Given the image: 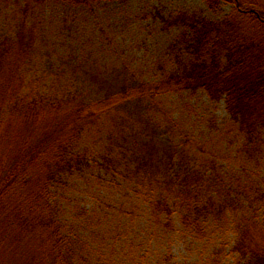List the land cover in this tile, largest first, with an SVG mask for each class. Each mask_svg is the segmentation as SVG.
Returning <instances> with one entry per match:
<instances>
[{
    "label": "rangeland",
    "instance_id": "obj_1",
    "mask_svg": "<svg viewBox=\"0 0 264 264\" xmlns=\"http://www.w3.org/2000/svg\"><path fill=\"white\" fill-rule=\"evenodd\" d=\"M232 10L223 2L211 11L203 0H0V40L27 28L35 43L26 72L51 89L88 88L90 77L112 85L151 83L170 70L168 46L179 32L165 29L163 17L187 11L218 20ZM121 139L127 159L112 176L105 148ZM144 142L183 150L182 169L203 177L202 197L229 195L232 207L210 217L203 234L177 221L168 226L152 213L151 187L134 170L135 145ZM79 149L88 152L89 166L55 189L60 219L82 243L75 264H234L233 221L262 213L255 198L264 190V133L262 141L248 142L224 102L212 103L201 90L130 103L87 132Z\"/></svg>",
    "mask_w": 264,
    "mask_h": 264
},
{
    "label": "trees",
    "instance_id": "obj_2",
    "mask_svg": "<svg viewBox=\"0 0 264 264\" xmlns=\"http://www.w3.org/2000/svg\"><path fill=\"white\" fill-rule=\"evenodd\" d=\"M203 1L211 11L223 2L233 10L218 20L187 11L163 17L165 29L179 32L168 46L170 70L151 83L112 85L90 77L88 88L51 89L26 72L35 43L27 28L0 40V264H75L82 243L61 221L55 189L89 166L88 152L79 149L87 132L130 103L201 90L212 103L224 102L248 142L262 141L264 0ZM123 141H108L105 148L118 151L103 159L112 176L127 159ZM135 148L140 156L135 154L134 170L151 187L152 213L168 226L177 221L183 230L203 234L210 217L221 218L232 207L229 195L209 191L202 197L203 177L182 169L185 155L175 145ZM257 194L262 213L245 212L233 221L234 264H264V190Z\"/></svg>",
    "mask_w": 264,
    "mask_h": 264
}]
</instances>
